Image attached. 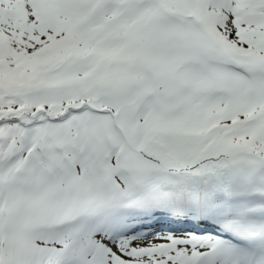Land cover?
I'll list each match as a JSON object with an SVG mask.
<instances>
[{
  "label": "snow or ice",
  "instance_id": "6c2138e0",
  "mask_svg": "<svg viewBox=\"0 0 264 264\" xmlns=\"http://www.w3.org/2000/svg\"><path fill=\"white\" fill-rule=\"evenodd\" d=\"M0 264H264V0H0Z\"/></svg>",
  "mask_w": 264,
  "mask_h": 264
}]
</instances>
